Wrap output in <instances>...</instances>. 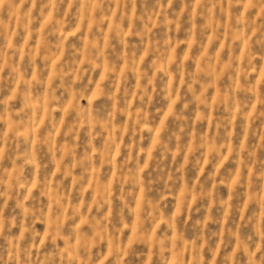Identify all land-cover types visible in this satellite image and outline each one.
Returning a JSON list of instances; mask_svg holds the SVG:
<instances>
[{
    "label": "clouds",
    "instance_id": "9594fccd",
    "mask_svg": "<svg viewBox=\"0 0 264 264\" xmlns=\"http://www.w3.org/2000/svg\"><path fill=\"white\" fill-rule=\"evenodd\" d=\"M0 264H264V0H0Z\"/></svg>",
    "mask_w": 264,
    "mask_h": 264
}]
</instances>
